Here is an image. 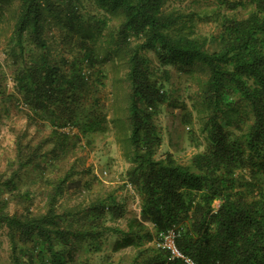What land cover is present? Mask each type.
<instances>
[{"label": "trees", "instance_id": "1", "mask_svg": "<svg viewBox=\"0 0 264 264\" xmlns=\"http://www.w3.org/2000/svg\"><path fill=\"white\" fill-rule=\"evenodd\" d=\"M169 1L178 0H21L9 35L2 22L4 5L12 0H0V45L4 41L15 81L8 94V74L0 65V95L22 101L35 121L52 127L36 143L27 132L18 135L17 158L0 179V187L29 205L11 213L0 190V231L8 230L11 264H90L76 257L77 250L86 245L94 251L105 232L118 236L115 252L136 247L128 264H189L186 258L196 264H264V0H205L197 11L170 9ZM198 20L208 31L197 28ZM54 28L64 49L49 40ZM149 51L187 77L205 143L187 161L171 152L157 157L164 140L157 116L171 100L163 88L171 73L154 65ZM107 62L116 73L124 71L123 129L132 154L126 182L140 198V215L127 228L107 224L127 213L115 189L79 209L60 210L67 186L87 187L82 179L67 185L71 172L43 178L46 202L35 213L33 195L19 189V181L26 172L45 171L44 155L60 160L70 139L78 145L80 135L69 127L81 135L100 127L104 115L90 96L94 80L108 76L102 67ZM86 68L98 76L93 79ZM172 97L175 107L182 105ZM170 230L185 258L170 260L161 246ZM151 241L156 244L145 247ZM104 264L120 263L107 256Z\"/></svg>", "mask_w": 264, "mask_h": 264}, {"label": "rangeland", "instance_id": "2", "mask_svg": "<svg viewBox=\"0 0 264 264\" xmlns=\"http://www.w3.org/2000/svg\"><path fill=\"white\" fill-rule=\"evenodd\" d=\"M204 1L178 0L173 3L169 1L168 6L170 5L171 9L181 5L185 11H197L204 7ZM20 4L21 0H12V2L4 5L5 16L2 28H5L6 31L9 30V35L16 21V17L14 19L15 7H19ZM87 10L91 9L88 8ZM197 26V28L208 31V27L204 26L199 20ZM52 34L53 36L56 34L57 39L53 38ZM49 40L55 48H65L61 45L63 41L59 37V31H56L55 28L51 29ZM68 47L73 50L74 54L78 53L79 49L76 45L69 44ZM56 53L54 51V54ZM64 53L68 56L70 54V52ZM148 55L154 65L169 69L171 75L169 80L164 81L163 88L170 95V99L172 100V96H175L183 101L182 105L177 107L173 105L171 100H167L162 105V110L157 116V123L164 140L157 152V157L171 152L177 159L187 161L195 153L205 148L200 118L189 95L190 88H188L187 77L173 63L162 65L154 51H149ZM0 65L4 67L8 74L5 86L9 94L13 90L12 87L15 81L10 71L4 41L0 45ZM102 67L107 71L108 76L104 77L102 82L94 80V88L90 96L91 101L92 98L98 99L97 104L104 115L100 127L86 135H81L79 128L76 126L69 127L71 134L78 133L80 135L78 145L72 146L75 138L70 139L66 148L64 147L60 151V160L57 161L51 157L50 153L44 155L42 161L46 160L45 171L34 169L30 173L26 172L20 179L18 187L23 192H31L33 203L30 207L33 212L37 213L43 210L46 202V186L43 178L45 176L60 178L71 172L67 185L72 179H82L88 181L87 187L76 189L67 186L64 194L59 197L60 210L79 209L88 204L96 194L99 193L105 197L108 191L115 189L116 199L125 202L127 213L125 217L115 222L108 219L107 224L127 228L129 219L140 215L141 203L133 186L130 187L126 182L127 171L132 166V154L125 149L127 147L125 137L128 136V133L123 129V121L127 114L126 87L123 80L124 71L116 73L111 62L105 63ZM86 69L88 72L94 73L93 79L98 76L94 68ZM30 114H32L30 107L22 101L17 100V98H10L8 95H0V179L9 175V171L17 158L16 139L18 135L27 132L28 137L33 138L36 143L40 138L51 133L52 127L49 121L43 119L35 121L37 118L32 117ZM189 116L193 118L191 124L187 122ZM51 146L49 145V147ZM47 159H50L48 160L49 163L51 160L54 161L53 165L48 166ZM0 190L2 195L9 198L8 210L11 213L25 211L28 202L23 203L21 199H14V196L4 190L3 187H0ZM7 231V228L0 231V264H11V250ZM117 237L113 232H105L100 242L96 243L98 248L92 251L89 250V246L84 245L77 250L76 257L88 260L90 264H104L108 256L120 264H128L137 252L136 247L132 246L117 252L113 251V244ZM155 244V241H151L145 243V247Z\"/></svg>", "mask_w": 264, "mask_h": 264}, {"label": "built area", "instance_id": "3", "mask_svg": "<svg viewBox=\"0 0 264 264\" xmlns=\"http://www.w3.org/2000/svg\"><path fill=\"white\" fill-rule=\"evenodd\" d=\"M132 187L131 184H129ZM159 244V243H158ZM161 246L169 252L170 260L175 258H185L183 252L176 244V233L174 230H170L168 233L164 235V240L161 242ZM189 264H196L189 258H186ZM203 264H210V263H203Z\"/></svg>", "mask_w": 264, "mask_h": 264}]
</instances>
